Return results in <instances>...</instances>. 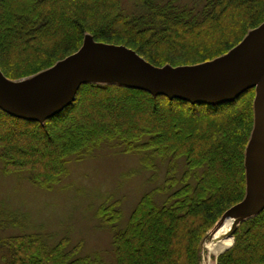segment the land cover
<instances>
[{"label": "trees", "instance_id": "trees-1", "mask_svg": "<svg viewBox=\"0 0 264 264\" xmlns=\"http://www.w3.org/2000/svg\"><path fill=\"white\" fill-rule=\"evenodd\" d=\"M137 1L145 12L129 17L123 0H0V27L7 29L0 34L2 72L13 81L34 77L78 51L86 35L126 45L159 67L197 65L227 54L264 22V0H203L201 9L180 0ZM255 95L250 89L231 103L207 106L118 84H85L71 106L44 124L0 109V163L5 174L27 173L33 184L50 189L71 159L105 142L144 153L149 171L160 161L164 185L145 194L124 225L120 200L98 211L113 235L110 264H201L208 232L247 193ZM7 224L0 221V228ZM234 236L218 264H264V210ZM48 239L1 238L0 264H106L99 254H84L82 242Z\"/></svg>", "mask_w": 264, "mask_h": 264}, {"label": "water", "instance_id": "water-1", "mask_svg": "<svg viewBox=\"0 0 264 264\" xmlns=\"http://www.w3.org/2000/svg\"><path fill=\"white\" fill-rule=\"evenodd\" d=\"M89 83L118 84L207 106L231 103L255 89L254 126L245 158L247 193L223 217L241 224L264 210V22L227 54L176 67L156 66L126 45L97 42L86 35L78 51L34 77L13 81L0 68V109L44 124L71 106Z\"/></svg>", "mask_w": 264, "mask_h": 264}, {"label": "rangeland", "instance_id": "rangeland-1", "mask_svg": "<svg viewBox=\"0 0 264 264\" xmlns=\"http://www.w3.org/2000/svg\"><path fill=\"white\" fill-rule=\"evenodd\" d=\"M180 3L201 9L203 0H180ZM123 9L129 17L145 12L137 0H123ZM6 30L0 27V34ZM124 106L120 110L124 111ZM143 154L126 153L116 141L105 142L92 154L71 159L66 174L50 189L33 184L27 173L5 174L0 163V221L7 219L9 223L0 228V239L42 234L50 237L51 244H57L68 238L73 245L82 242L84 254H99L106 264L113 263V235L101 223L99 209L120 200L124 225L142 197L162 187L166 179V165L157 161V169L149 171L142 163ZM183 172L181 164L178 177ZM156 199L163 203L166 197L158 194ZM212 229L202 244L201 264L207 255L204 245ZM2 253L0 249V262Z\"/></svg>", "mask_w": 264, "mask_h": 264}, {"label": "bare ground", "instance_id": "bare-ground-1", "mask_svg": "<svg viewBox=\"0 0 264 264\" xmlns=\"http://www.w3.org/2000/svg\"><path fill=\"white\" fill-rule=\"evenodd\" d=\"M239 224V221L229 216L223 217L216 224L210 233L208 241L204 245L207 250L204 264H217L216 258L234 246V232Z\"/></svg>", "mask_w": 264, "mask_h": 264}]
</instances>
